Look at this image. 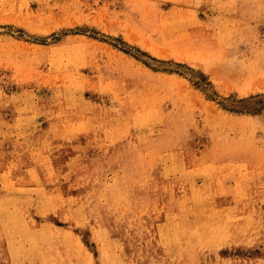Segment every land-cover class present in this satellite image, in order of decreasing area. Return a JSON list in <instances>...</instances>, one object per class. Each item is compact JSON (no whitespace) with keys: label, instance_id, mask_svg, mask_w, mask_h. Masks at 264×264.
<instances>
[{"label":"rangeland","instance_id":"obj_1","mask_svg":"<svg viewBox=\"0 0 264 264\" xmlns=\"http://www.w3.org/2000/svg\"><path fill=\"white\" fill-rule=\"evenodd\" d=\"M0 264H264V0H0Z\"/></svg>","mask_w":264,"mask_h":264}]
</instances>
